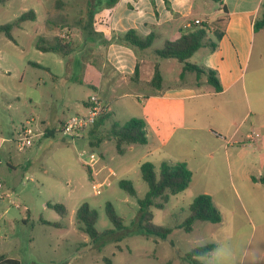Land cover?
<instances>
[{"label": "rangeland", "instance_id": "rangeland-1", "mask_svg": "<svg viewBox=\"0 0 264 264\" xmlns=\"http://www.w3.org/2000/svg\"><path fill=\"white\" fill-rule=\"evenodd\" d=\"M210 2L212 8L220 7ZM105 4L106 0H8L0 4V27L16 22L30 10L37 15L36 20L15 26L13 39L0 33V139H8L0 148V195L4 197L0 201V254L21 264H107L105 258L112 264H188L186 254L193 248L214 244L211 255L199 258L202 264H264V185L253 181L264 173V62L261 64L258 55H264V44H256L243 80L240 104L235 103L231 112L227 104L230 92L189 101L188 115L196 120L195 129L187 131L192 142L180 149L170 144L151 155H146L149 148L138 145L121 155L114 141L95 146L110 125L95 129V133L89 128L76 140L61 132L63 122L87 112L84 103L91 96H102L101 90H109L110 69L105 64V46L96 40L95 17L93 27L88 29L90 14ZM49 18L68 26L48 30ZM39 37L59 38L72 52L67 57L41 52L36 48ZM162 44L157 41L154 48H162ZM204 53V49L199 50L188 62L200 64ZM173 62L184 64L177 59ZM178 73L177 67L165 70L164 84H181ZM208 89L213 87L205 85L202 91ZM132 95L118 90V99L105 96L115 121L123 124L140 117ZM222 109L227 113L221 115ZM30 119L35 120L31 125L34 133L49 128L54 136L43 131V137H35L33 146L20 152L10 140ZM236 130L234 141L239 144L229 146L227 153L224 147L207 141L210 132L229 140ZM251 138L255 141L252 145ZM101 154V164L116 175L97 195L92 188L95 178H89L87 165L91 156ZM10 159L16 165L14 171L8 168ZM185 159L193 173L189 187L170 196L163 209H152L153 223L173 231L166 239L146 238L137 222L138 200L148 192L140 165L151 162L158 171L163 161L177 163ZM109 169L97 179L103 181ZM122 180L133 183L136 197L120 187ZM203 193L213 198L223 222H196L193 231L186 233L178 226L189 216L193 200ZM49 203L64 205L67 215L63 217L47 207ZM107 203L123 220L124 230L118 231L109 220ZM83 204L97 212L95 227L99 233H114L93 242L81 231L75 216Z\"/></svg>", "mask_w": 264, "mask_h": 264}, {"label": "crops", "instance_id": "crops-1", "mask_svg": "<svg viewBox=\"0 0 264 264\" xmlns=\"http://www.w3.org/2000/svg\"><path fill=\"white\" fill-rule=\"evenodd\" d=\"M210 1L212 0H168L170 6L168 8L166 0H119L113 7L103 5L94 14L95 20H97L95 31L99 38L96 40L97 43L101 40V44L105 46V64L110 69L109 90H101L102 96L94 95L109 107V117L106 119L104 127L118 122L113 118L110 101L105 96L109 94L112 99H118V90L132 92L134 94L132 95L133 105L140 111L139 118L145 120L147 124L148 142L146 145H141L149 148L146 155L169 147L170 144L173 145V148L180 149L184 143H190L187 131L195 129L196 120L195 117L192 119L188 115L189 101L202 96H219L230 92L227 101L230 112L235 103L240 104L242 85L245 87L243 80L256 44L257 42H261V46L264 44V29L255 32L253 28L255 20L260 16L263 0H223V5H220L219 8H212ZM196 2L200 4L199 7H196ZM197 20L201 23L196 24ZM203 24H208V39L216 42L218 47L215 51H210L209 47L201 48L205 50V53L201 63L196 65L205 66L218 72L223 87V91L220 93H215L211 89L202 91L205 85L209 86L206 78L202 80L201 84L199 80L193 83L192 80L196 79V75L192 72L183 74L184 64H176L173 59H160L155 53L157 49H161L154 48L157 41L163 44L168 41H176L183 33L199 28ZM133 28L144 36L155 34L156 39L153 45L145 50H134L120 44L108 43L116 34ZM91 38L92 36L89 39L94 41ZM259 54H261L262 64L264 55L262 52ZM138 60L140 61L139 74L134 77V68ZM156 63L159 64L163 78L160 90L154 89L150 85ZM176 67L177 70L179 68L178 76L182 83L166 86L164 84L165 70L167 72L174 71ZM261 76L264 77V64L261 65ZM125 95L128 93H124ZM84 107L87 109L88 101L84 103ZM219 113L224 115L227 110L225 113L223 109L219 110ZM43 131L50 133L54 130L44 128L36 133ZM237 132L236 130L229 140L210 132L211 138L207 141L224 147L227 153L229 146L233 147V144L238 143L234 141ZM7 141L6 138L0 139V148ZM104 142L100 143L98 147ZM195 142L197 143L198 139H195ZM134 146L138 145H133L129 150L132 151ZM193 153H196L195 150ZM93 157L95 158L93 155L91 159ZM102 157V154L99 155L100 161L94 164L93 168L91 167L93 178L94 174L100 175L105 169H109L106 168V165L101 164ZM183 162L192 170L187 159ZM7 165L12 171L15 170L16 165H13L11 159Z\"/></svg>", "mask_w": 264, "mask_h": 264}, {"label": "trees", "instance_id": "trees-1", "mask_svg": "<svg viewBox=\"0 0 264 264\" xmlns=\"http://www.w3.org/2000/svg\"><path fill=\"white\" fill-rule=\"evenodd\" d=\"M8 0H0V4H4ZM119 0H106L107 7H113ZM219 5H223V0H212ZM167 7L170 8L168 0H166ZM57 5H61V2H57ZM224 10L226 8L224 7ZM95 14V13H94ZM90 14V21L88 29L93 27L94 15ZM36 13L30 10L21 16L13 23H9L0 27V33H5L9 39H13L12 29L15 26H19L21 23L28 20H36ZM80 25V24H77ZM68 25L62 22L56 21V19L49 18L46 21V27L48 30H55V28L64 29ZM255 32L264 29V0L261 4L260 16L255 20L253 24ZM208 24H203L199 28L192 29L176 41H168L163 44V48L156 50V55L160 59H177L184 63L183 74L186 72L195 73L196 79L200 80L205 77L207 83L213 87L215 93L223 91L219 74L216 70L205 66H199L191 64L188 60L201 48L209 47L210 51L217 49V43L208 39ZM91 35V34H90ZM156 39L155 34L144 36L137 30L130 29L124 33L116 34L108 43L120 44L134 50H145L150 48ZM37 50L44 53H56L67 57L72 49L68 44L63 43L59 38H53L52 40L46 37H39L36 43ZM140 61H137L134 68V77L139 74ZM163 78L159 69V64H155L154 74L150 81V85L157 90L162 88ZM109 113L98 118L95 124L91 127L92 133L99 130L101 126L105 124L108 119ZM64 123V122H63ZM62 123V124H63ZM47 136H54V132L46 133ZM104 140L114 141L116 150L119 154L124 155L133 145H146L147 138V124L145 120L141 118H131L125 123L113 122L110 125L108 131L103 137L98 138V143L104 142ZM99 144L95 145L98 146ZM155 168V165L151 162H145L141 165V177L148 186V192L143 199L138 200L139 213H138V226L146 238H159L166 239L172 233V229L168 227H162L153 223L154 214L152 209H163L165 204L169 201L170 196L177 195L184 192L190 185L193 173L188 168L185 162L173 163L170 161H163L159 167ZM88 176L93 179L92 169L87 165ZM253 181L260 182L264 185V173L259 178H253ZM120 187L125 190L131 197L137 196V191L133 186V183L128 180H122L119 183ZM160 200V202H158ZM47 207L55 210L61 216L67 215V209L62 204H47ZM189 216L186 217L184 222L178 226L179 229L184 230L186 233H191L194 229L196 222H209L212 224H220L223 221L222 214L218 207L215 205L213 198L208 194L198 195L189 206ZM106 213L118 231L125 229L123 220L116 214L115 209L111 203L106 204ZM77 224L80 225L81 231L86 233L93 242L100 241L103 237L114 233L113 230L105 231V233H99L96 230V222L98 214L95 210L91 209L88 204H83L76 212L75 216ZM43 224L59 226L57 223H50L42 221ZM119 241V240H117ZM214 244H207L193 248L186 254V260L188 264H202L199 260L200 257L211 255L215 250ZM104 262L112 264L109 258H105ZM0 264H21L19 260L10 258L4 254H0ZM171 264V263H167Z\"/></svg>", "mask_w": 264, "mask_h": 264}, {"label": "built area", "instance_id": "built-area-1", "mask_svg": "<svg viewBox=\"0 0 264 264\" xmlns=\"http://www.w3.org/2000/svg\"><path fill=\"white\" fill-rule=\"evenodd\" d=\"M196 24H200V21H195ZM109 112V107L103 103L97 96H91L88 99V107L87 112L85 114H77L64 122L61 126V132L65 137L70 138L71 140L79 139L82 136V133L91 128L95 122L101 116L105 115ZM34 119L28 120L20 129L18 136L14 140H10L14 142L17 146L18 151L23 152L30 147L33 146V140L35 137L44 136V132L34 133L33 129L31 128ZM250 139V136H249ZM252 145L255 141L254 138H251ZM90 167H94V164L100 161V158H92ZM93 173V170H92ZM115 172L111 169L108 170V175L103 181H99L97 179V174H94V182L92 184V188L95 194L99 195L103 192V189L109 185V178L115 176ZM0 188H2V184L0 182ZM3 195H0V201H3Z\"/></svg>", "mask_w": 264, "mask_h": 264}]
</instances>
